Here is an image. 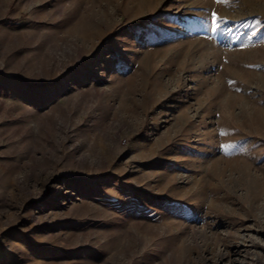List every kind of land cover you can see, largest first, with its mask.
<instances>
[{
	"label": "rangeland",
	"instance_id": "374dc122",
	"mask_svg": "<svg viewBox=\"0 0 264 264\" xmlns=\"http://www.w3.org/2000/svg\"><path fill=\"white\" fill-rule=\"evenodd\" d=\"M244 1L0 0V264H264Z\"/></svg>",
	"mask_w": 264,
	"mask_h": 264
},
{
	"label": "bare ground",
	"instance_id": "6f19581e",
	"mask_svg": "<svg viewBox=\"0 0 264 264\" xmlns=\"http://www.w3.org/2000/svg\"><path fill=\"white\" fill-rule=\"evenodd\" d=\"M250 0H245L244 3L247 4ZM250 8L252 11L255 10L257 8L256 4L253 2L252 3V6L251 7H248Z\"/></svg>",
	"mask_w": 264,
	"mask_h": 264
},
{
	"label": "snow or ice",
	"instance_id": "6c2138e0",
	"mask_svg": "<svg viewBox=\"0 0 264 264\" xmlns=\"http://www.w3.org/2000/svg\"><path fill=\"white\" fill-rule=\"evenodd\" d=\"M212 21L215 24V22H216V14L215 13L212 14ZM213 30H215V29H213Z\"/></svg>",
	"mask_w": 264,
	"mask_h": 264
}]
</instances>
